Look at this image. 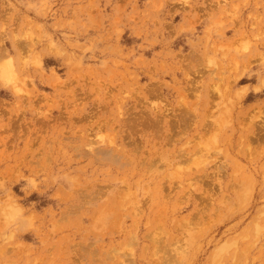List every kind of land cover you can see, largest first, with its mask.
<instances>
[{"label":"rangeland","instance_id":"obj_1","mask_svg":"<svg viewBox=\"0 0 264 264\" xmlns=\"http://www.w3.org/2000/svg\"><path fill=\"white\" fill-rule=\"evenodd\" d=\"M0 75V264H264V0H0Z\"/></svg>","mask_w":264,"mask_h":264},{"label":"bare ground","instance_id":"obj_2","mask_svg":"<svg viewBox=\"0 0 264 264\" xmlns=\"http://www.w3.org/2000/svg\"><path fill=\"white\" fill-rule=\"evenodd\" d=\"M1 71H2V74L4 75V76H9V74H10V77H11V73L8 71V69H1ZM1 76V75H0ZM10 77H8L9 79L7 80V81H10ZM4 79H6V77L4 78ZM8 83V82H7ZM101 152H102V150H100Z\"/></svg>","mask_w":264,"mask_h":264}]
</instances>
